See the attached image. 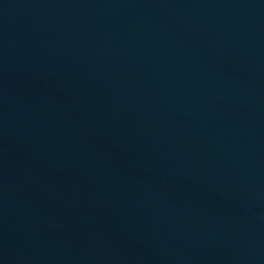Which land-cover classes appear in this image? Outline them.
<instances>
[{"label": "water", "instance_id": "obj_1", "mask_svg": "<svg viewBox=\"0 0 264 264\" xmlns=\"http://www.w3.org/2000/svg\"><path fill=\"white\" fill-rule=\"evenodd\" d=\"M0 264H264V0H0Z\"/></svg>", "mask_w": 264, "mask_h": 264}]
</instances>
